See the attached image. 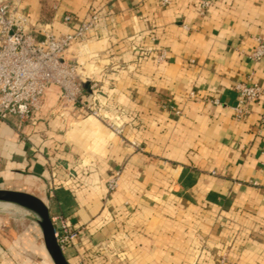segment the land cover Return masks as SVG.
Segmentation results:
<instances>
[{"label": "crops", "instance_id": "0c3cea01", "mask_svg": "<svg viewBox=\"0 0 264 264\" xmlns=\"http://www.w3.org/2000/svg\"><path fill=\"white\" fill-rule=\"evenodd\" d=\"M20 10L32 32L55 35L107 14L86 43L77 102L60 110L51 89L34 125L0 122V190L35 196L77 232L67 262L264 264V59L248 58L264 42V0H20ZM244 82L262 95L237 117L233 86ZM97 108L118 114L121 136ZM18 262L0 234V264Z\"/></svg>", "mask_w": 264, "mask_h": 264}, {"label": "built area", "instance_id": "2783aa9c", "mask_svg": "<svg viewBox=\"0 0 264 264\" xmlns=\"http://www.w3.org/2000/svg\"><path fill=\"white\" fill-rule=\"evenodd\" d=\"M169 3L170 0H160L162 6ZM106 17L102 12L90 14L66 34L55 35L48 26L32 32L29 18L20 10V0H0V122H13L17 129L24 124L34 125L41 117L43 96L51 89L57 93L60 110L73 106L83 89L81 58L86 43L104 27ZM64 20L68 21L69 17ZM248 58L253 62L264 59V42L260 38H256ZM233 88L238 95L235 115L240 117L245 106L256 102L262 91L258 85L245 82ZM90 114L99 118L113 134L121 136L123 127L117 113L110 115L104 108H97ZM131 145L139 147L134 142ZM119 181L117 170L107 181L108 191H115ZM52 223L57 226H54L55 237L62 250L76 241L77 232H69L62 218H55ZM218 259V264H226V255Z\"/></svg>", "mask_w": 264, "mask_h": 264}, {"label": "rangeland", "instance_id": "374dc122", "mask_svg": "<svg viewBox=\"0 0 264 264\" xmlns=\"http://www.w3.org/2000/svg\"><path fill=\"white\" fill-rule=\"evenodd\" d=\"M136 149L141 150V147ZM0 229L1 237L10 240L12 250L18 256L17 264H52L39 226L26 210L0 203Z\"/></svg>", "mask_w": 264, "mask_h": 264}, {"label": "water", "instance_id": "95a60500", "mask_svg": "<svg viewBox=\"0 0 264 264\" xmlns=\"http://www.w3.org/2000/svg\"><path fill=\"white\" fill-rule=\"evenodd\" d=\"M0 203L20 207L30 213L42 234L44 248L52 264H69L55 237V228L46 205L30 194L0 190Z\"/></svg>", "mask_w": 264, "mask_h": 264}, {"label": "bare ground", "instance_id": "6f19581e", "mask_svg": "<svg viewBox=\"0 0 264 264\" xmlns=\"http://www.w3.org/2000/svg\"><path fill=\"white\" fill-rule=\"evenodd\" d=\"M4 207V206H3ZM9 209V208H8Z\"/></svg>", "mask_w": 264, "mask_h": 264}]
</instances>
